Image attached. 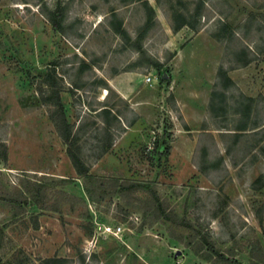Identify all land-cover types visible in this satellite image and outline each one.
<instances>
[{
  "label": "rangeland",
  "instance_id": "1",
  "mask_svg": "<svg viewBox=\"0 0 264 264\" xmlns=\"http://www.w3.org/2000/svg\"><path fill=\"white\" fill-rule=\"evenodd\" d=\"M0 264H264V0H0Z\"/></svg>",
  "mask_w": 264,
  "mask_h": 264
},
{
  "label": "trees",
  "instance_id": "2",
  "mask_svg": "<svg viewBox=\"0 0 264 264\" xmlns=\"http://www.w3.org/2000/svg\"><path fill=\"white\" fill-rule=\"evenodd\" d=\"M52 24L54 25V27H57V28L60 27L58 24H54V23H52ZM56 99H57V105L56 106L58 108V111L51 118H52L54 126H55L62 142L64 143V145L70 146V125L66 121L64 110L61 106L60 100L58 98H56ZM101 111H105V113H108V112H106V111H108L106 109L101 110ZM107 149L108 148H105V150H103V153H105L107 151ZM165 149H167V148H165ZM68 155L71 158L72 164H73L77 174L78 175L84 174L87 170H86L85 166L83 165V163L81 162V160L79 158H77V156L71 151L68 152Z\"/></svg>",
  "mask_w": 264,
  "mask_h": 264
},
{
  "label": "water",
  "instance_id": "3",
  "mask_svg": "<svg viewBox=\"0 0 264 264\" xmlns=\"http://www.w3.org/2000/svg\"><path fill=\"white\" fill-rule=\"evenodd\" d=\"M180 255V253L179 252H177L176 254H175V257H177V256H179Z\"/></svg>",
  "mask_w": 264,
  "mask_h": 264
},
{
  "label": "built area",
  "instance_id": "4",
  "mask_svg": "<svg viewBox=\"0 0 264 264\" xmlns=\"http://www.w3.org/2000/svg\"><path fill=\"white\" fill-rule=\"evenodd\" d=\"M146 82H150V78H146Z\"/></svg>",
  "mask_w": 264,
  "mask_h": 264
}]
</instances>
